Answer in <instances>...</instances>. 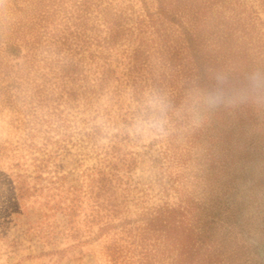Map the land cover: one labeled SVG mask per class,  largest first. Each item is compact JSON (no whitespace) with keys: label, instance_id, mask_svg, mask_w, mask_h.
Wrapping results in <instances>:
<instances>
[{"label":"trees","instance_id":"16d2710c","mask_svg":"<svg viewBox=\"0 0 264 264\" xmlns=\"http://www.w3.org/2000/svg\"><path fill=\"white\" fill-rule=\"evenodd\" d=\"M261 23L243 0H0V102L34 107L58 91L90 106L124 82L138 104L130 117L170 116L173 164L202 149L192 194L145 221L178 246L173 264H264ZM141 245L150 264L159 249Z\"/></svg>","mask_w":264,"mask_h":264},{"label":"rangeland","instance_id":"374dc122","mask_svg":"<svg viewBox=\"0 0 264 264\" xmlns=\"http://www.w3.org/2000/svg\"><path fill=\"white\" fill-rule=\"evenodd\" d=\"M243 1L259 12L264 35L263 0ZM109 89L90 106L58 91L53 99L42 92L34 107L0 102V264H143V240L159 249L150 264L174 263L178 246L163 245L145 221L192 194L201 146L189 148L187 164H173L170 116L132 118L133 89L114 80ZM262 242L264 252V232Z\"/></svg>","mask_w":264,"mask_h":264}]
</instances>
